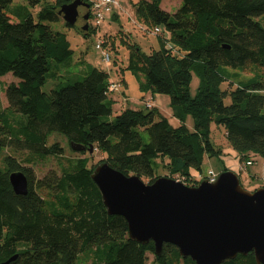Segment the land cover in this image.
Listing matches in <instances>:
<instances>
[{
	"label": "trees",
	"instance_id": "trees-1",
	"mask_svg": "<svg viewBox=\"0 0 264 264\" xmlns=\"http://www.w3.org/2000/svg\"><path fill=\"white\" fill-rule=\"evenodd\" d=\"M12 1L0 0V75L12 72L17 79L4 88L0 151L26 150L29 164L7 155L0 168V264L14 254L7 264H147V253L157 264H195L171 243L156 255L153 241L131 239L126 219L108 214L91 173L107 161L124 174L151 182L160 176L155 164L161 159L169 176L195 185L191 176L202 172L205 156L223 152L211 139V123L224 127L241 163L255 161L256 155L264 158V26L257 19L264 15V0H181L174 12L163 9L162 0L134 3L137 19L146 28L159 29L160 47L146 53L123 40L126 64L118 67L132 72L141 91L167 94L180 120L177 126L156 107H125L112 117L109 71L89 63L69 73L74 81L48 95L42 86L50 60L67 65L73 50L66 33L44 21L59 20L60 6L71 0H27L30 6L43 2L36 20L27 7L22 13L12 11ZM90 29L81 33L87 36ZM242 71L250 75L243 77ZM193 72L199 77L195 95L189 89ZM224 81L229 86L222 88ZM15 114L20 121L13 119ZM186 115H191L193 129L185 124ZM53 131L63 133L70 146H85L71 147L73 152L97 149L104 157L90 165L88 156L68 159L60 172L52 168L36 177L30 165L34 155L63 153L57 141L47 143ZM15 170L28 178L26 194L12 189L8 176ZM220 264L257 263L250 252Z\"/></svg>",
	"mask_w": 264,
	"mask_h": 264
},
{
	"label": "water",
	"instance_id": "water-1",
	"mask_svg": "<svg viewBox=\"0 0 264 264\" xmlns=\"http://www.w3.org/2000/svg\"><path fill=\"white\" fill-rule=\"evenodd\" d=\"M89 9L88 2L71 0L60 6L59 14L86 32ZM71 147L85 149L75 142ZM88 151H93L92 145ZM8 177L16 194L27 193L28 178L23 171H11ZM91 178L108 214L126 219L131 239L153 241L156 255L162 254L164 243H171L195 264H220L250 252L257 264H264V186L245 189L231 169L221 171L213 182L203 179L187 185L166 175L145 182L137 174H124L102 161L93 168Z\"/></svg>",
	"mask_w": 264,
	"mask_h": 264
},
{
	"label": "rangeland",
	"instance_id": "rangeland-1",
	"mask_svg": "<svg viewBox=\"0 0 264 264\" xmlns=\"http://www.w3.org/2000/svg\"><path fill=\"white\" fill-rule=\"evenodd\" d=\"M47 1L53 3L54 0ZM136 1L138 0H118L117 5L113 6L110 11H106L104 13L105 17L98 26H96L92 18H90L89 16L88 22L91 29L87 36L81 33L83 31L78 32L77 30H75L74 27L67 26L65 24L66 21L62 16L57 21H44V23L50 24L53 29L65 32L70 47L73 50V54L69 58V60L71 61L67 65L65 64V62L59 63L54 60H50L51 69L47 74V82L42 86L43 90L48 95L51 94L52 88H59L64 83L74 81L75 79L73 77H70L69 73L71 72L72 74L73 71L77 72L78 69H81L80 66L85 65L86 63L95 66H101L103 69L109 71V79L116 78V80L119 81L121 73L119 67L121 66V64H123V62L126 64L127 55L126 45L123 43V40H126L131 43H137L141 47V49L146 53H150L153 50L159 49V39L156 32L153 31L152 27L146 28L145 24L138 20L136 17L134 5ZM180 1L181 0H162L161 7L169 12H174L179 7ZM42 3L36 6H30L28 5L27 0H13L10 4V9H12V11H14L15 13H22L23 11H25V7H27L36 20L37 12L40 9ZM257 19L264 26V15L258 16ZM112 39L114 40L112 41ZM113 42L114 44H112ZM97 43H102L104 45L103 48H106L108 50L111 57L108 63L104 62V60L102 59L101 50L96 47ZM114 59L116 60V62H114ZM228 69L234 70L230 67H228ZM53 71H55V74L53 73ZM240 75L244 77L250 75V73L248 71H242L240 72ZM14 80L17 79L14 77L12 72H7L4 75H0V109L4 108L7 105L4 88L9 82ZM121 83L122 82L120 80V84ZM198 84L199 77L196 72H193L189 84L191 95L196 94ZM228 86L229 85L227 81H224L221 84L222 88ZM162 96L167 97L168 107L164 106L162 108L157 109L162 113V115L165 114L164 116L171 120L172 109L170 105V98L167 94H162ZM225 102H230L229 96L225 97ZM115 114L116 111L112 112V117H114ZM20 115L24 121V115ZM12 116L15 121H20V118L17 114ZM186 118H188V122L193 123L191 115H186L185 119ZM171 121V124L175 125L176 121L174 119H172ZM210 129L211 139L217 146H220L222 148L223 152L219 155L211 157L205 156L201 165L202 172H206L208 168H213L217 173H220L224 169L232 168L238 173L240 183L245 189L253 190L257 188L258 186L253 188V186L247 181V175H245L244 172L238 171V155L236 154L235 150L228 144L224 133V127L222 125L218 126L215 123H211ZM55 141H57L64 148L63 153L57 156L47 155L45 157H39L34 155V161L30 165L33 166L36 177H42L48 170L52 168L60 172L62 166L67 164L68 159H74L79 156H88L90 165L96 163L99 159L104 157V154L99 152L97 149H94L92 153L86 152L84 154H80L77 152H73L71 150L68 138L63 133L57 131H53L49 134L47 143L52 144ZM232 149L234 151H232ZM7 155L16 156L23 165L29 164L26 161V157L29 156L28 151H16L13 148L5 147L0 151V168L6 166L4 158ZM255 158L256 165L264 166V158L262 156L256 155ZM163 163L164 161H162L161 159H157V164H155L157 168L156 174H159L160 176H169L167 170L162 165ZM192 177L193 175L191 176V178ZM143 180L145 182H148V179ZM191 183H193V181ZM197 184L198 183H195V185ZM80 257L84 258V255L80 254ZM146 262L147 264H157L154 261V255L152 253H147Z\"/></svg>",
	"mask_w": 264,
	"mask_h": 264
},
{
	"label": "crops",
	"instance_id": "crops-1",
	"mask_svg": "<svg viewBox=\"0 0 264 264\" xmlns=\"http://www.w3.org/2000/svg\"><path fill=\"white\" fill-rule=\"evenodd\" d=\"M124 65L125 63L123 62L121 66H124ZM80 67H83V66L81 65ZM73 72L75 73V71ZM120 80L122 82L120 84L121 85L120 89L109 93V97L113 100V112L116 111L117 113L125 107L144 108L146 100L151 101L152 107H156V108H162L164 106L168 107L167 106L168 99L166 96H162V94H159V93H150V92L141 91L139 89L137 79L135 78V76L132 74L130 70L124 69L123 71H121L119 81ZM109 81H117V80L116 78H110ZM171 115H172V119L176 121L175 125L173 126L179 125L180 120L173 115L172 111H171ZM168 120L170 123L172 122L170 119ZM185 124L187 125L188 128L193 129V123L188 122V118L185 119ZM232 151L234 150L232 149ZM236 154L238 155L237 152ZM240 163L241 162L239 161V158H238V163H237L238 171H239ZM230 169L233 170L232 168ZM239 172H244V174L247 175V181L253 186V188L264 185V166L263 165L258 166L256 165V163H254L248 166L246 171H239ZM257 182H260V183H257Z\"/></svg>",
	"mask_w": 264,
	"mask_h": 264
},
{
	"label": "built area",
	"instance_id": "built-area-1",
	"mask_svg": "<svg viewBox=\"0 0 264 264\" xmlns=\"http://www.w3.org/2000/svg\"><path fill=\"white\" fill-rule=\"evenodd\" d=\"M89 3L90 9H89V15L90 18H92L93 22L98 26L101 21L105 17V12L110 11L113 6L118 4V0H85ZM155 32L159 31L158 28L154 29ZM96 47L101 50L102 59L104 62L108 63L110 61V54L108 50L103 48L102 43H97ZM120 89V81H110L107 87V92H113L115 90ZM145 107H152V103L149 100L145 101ZM255 161L253 159L245 160L244 162L240 163L239 171H246L247 167L254 164ZM264 163V160H263ZM219 173H217L213 168H208L206 172H196L193 175V183H199L201 180L206 179L210 182H213L216 180ZM178 180H181L182 182H187V180L184 177H175Z\"/></svg>",
	"mask_w": 264,
	"mask_h": 264
}]
</instances>
